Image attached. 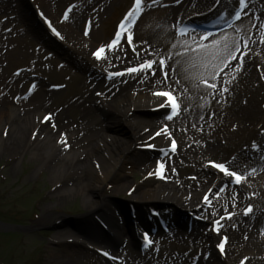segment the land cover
<instances>
[{"label":"bare ground","instance_id":"bare-ground-1","mask_svg":"<svg viewBox=\"0 0 264 264\" xmlns=\"http://www.w3.org/2000/svg\"><path fill=\"white\" fill-rule=\"evenodd\" d=\"M226 1L233 2L234 0ZM54 2V0H49V2L44 3V13L56 16L53 10ZM168 3L169 5L165 10L158 9V6L149 8L147 16L140 25L138 22L141 21L143 14L138 18L133 28L135 32V39L133 40H135L136 51H133V48L129 49L128 47L126 49L118 46L108 52L106 58H102L99 61L91 58L88 61V66L86 63L88 72L89 69L90 72L92 71L90 78H94L99 70L106 74L109 72L119 73L126 71V68L134 67L143 62L144 59H147L143 54L146 52L154 53V51L153 49L144 48L140 41L147 40L148 35L157 33L162 26L171 27L176 20L180 24L196 20L206 21L207 19L215 21L216 18L221 20L226 13L225 6L220 8L222 5H219V7L215 6L214 8L215 0H179V3L168 0ZM247 13L251 14L252 17L264 18V8L259 4L258 0H248ZM103 15L104 11L98 14V21ZM73 17L74 14L70 18L72 19ZM76 18L77 13L72 20ZM96 19L94 18L88 37L80 36L77 33V23L72 22L73 24L62 26L65 42L76 54H86L88 47H90V40L97 41L101 37L102 31L98 24L95 25L98 22ZM251 22L249 21L250 24ZM42 29L33 27V33L44 40ZM261 31L257 21L256 26L252 27L251 31H248L246 35L241 36L242 38L238 40L242 41L248 38L247 49L242 48L245 51V56L239 71L234 70L236 63L232 62V66L225 67L217 80L218 87H227L229 89L227 93L221 95L213 91L211 95H208L203 85L198 88L193 87L196 82L181 84L177 89V93L187 89L186 92L179 96L181 108H187V111H181L172 120L166 119L170 138L162 134L156 136L154 140H149L148 137L152 132L157 129H163V127L157 126L153 119L148 120L135 116L136 112L155 107L160 98L152 93L168 87V85L163 83V78L160 76L159 71L155 75H148L144 72L129 73L127 76L119 77V80L110 79L109 82L105 80L99 81L98 77L89 80L90 82L86 80V88L90 90L89 98H68L71 95L72 98H75L73 97L74 93L71 94V89L66 99L69 100L68 104H61L58 114L54 118L52 116L53 124L42 127H40V123H36L34 118L42 110L45 94L39 90L29 99H19L16 104H13L9 99L10 92L21 91V89L18 84L16 87L9 84L8 88L5 86L2 89V93H0V129H3L6 124H11L5 136L0 135V156L2 152V155H6L9 160L15 161L24 152L29 153L33 156L34 161H41L39 167L49 172L50 181L56 184L60 178L59 181L61 183L58 182V186L54 190V194H56L55 202L58 203L54 207H61L60 205L65 204L67 199H74L79 196L83 201V210L86 212V217L93 215L101 219L112 232V236L107 238L98 229L99 227L96 223L92 221L91 225L95 229L92 239L104 246L100 247L102 250H107L111 255L115 252L117 257L123 258V262L120 264H218L219 261L217 260L221 259V257H219L220 254L217 252L220 251L217 250L216 252L213 249L212 240L222 237L227 238L225 242L226 248L223 253L225 262L228 263L234 259L240 262L247 257L244 260V264L251 262H253L252 264H264V234H261V229H264V215L262 214L264 212V199L261 205H255L251 216H243V209L249 203L253 205L256 196L264 197V163L260 162V160L254 161L252 165L246 162L241 163V160L245 158V153H236L235 150L236 154L231 158L232 164L236 166V164L240 163L244 170L251 167L255 168L256 171L249 175L245 182H242L244 186H242L241 191L232 187H225L223 191L216 193H214L215 190L224 187V184H226L225 178L211 177L208 174L210 173L208 168L205 165H201L203 162H207L210 159L209 157L217 154H219L221 159L223 158L220 153L227 145L223 142L217 143L212 139L219 134L223 140L231 136L232 131L229 129L233 126L235 117L230 114L232 113L230 106L233 105V101L238 100L243 95L251 80L255 79L257 73L253 71L254 68L256 69L257 66H260L263 69L264 67V43L260 42ZM157 36H160V33ZM46 45L56 52L53 54L57 57L65 58L67 63H70L74 68H78L79 72L81 71L83 65L71 62L73 60L68 53L63 52L64 50L61 48L58 50L57 47L49 43ZM141 48L146 49V52L140 51ZM72 49H68V51H73ZM10 50L11 52L7 55V62L13 61L15 55L19 53L22 55V50L20 49L10 47ZM134 62L136 63L134 64ZM129 63L132 65L119 69V67L129 65ZM172 64H174L172 59H168V65ZM112 68L117 71H112ZM179 73H181L180 66ZM178 74L176 72L173 73L176 79ZM137 77L139 78L136 79ZM157 79H160L161 82L157 83ZM225 80L230 81V83L225 84ZM41 83L39 82V84ZM171 83L173 82L170 81ZM197 90L202 91V94L194 95ZM149 91L151 92L150 95ZM97 93H101V95H97ZM108 109L114 110L124 119H127L132 112L130 120H124L131 129L129 137H126L128 139L117 135L112 136L104 132L103 123L98 117L102 112H107ZM241 111L240 109L239 113ZM29 113L33 114L32 117ZM60 116L62 117L60 118ZM53 125L55 131L53 130ZM145 129L148 131H145ZM56 133L60 135L54 140L53 137ZM34 134L36 137L32 141L31 136ZM61 134H63L64 140L68 144L67 148L58 142ZM170 139L175 141L177 148L161 162L167 170L164 173L165 178L162 180L156 179L155 185L152 183V179H147L141 184L130 186L129 188L132 191L129 196L130 200L139 204H162V206H165L163 213L167 210L166 215L163 216L165 219L170 218L171 221L173 219L171 210H175L177 207L185 211H195L196 207L204 209V218L208 220V217H210L211 222L220 220V217L225 214V210L234 212L236 215L232 219L220 220V230L216 234L208 233L207 228L201 229L196 224L189 234H182L183 232H180L178 227L175 226L174 230L167 232L165 238L159 236L164 246L169 243H177V241L184 242L185 240L186 244L188 243L194 247L198 256L187 258L180 253L176 258H169V256L165 257L162 251L158 253L159 255L154 256L150 254L152 248L149 247V253L146 252L147 254L144 257L132 255L133 257L129 256L128 258L131 248L136 246L135 229L131 228L130 223L128 224L118 218L117 210L115 211V209L109 207L112 199L107 195L102 196V192L108 184L114 185L110 195L120 196L125 194V191H129V189L125 188L130 184L128 178L120 172L124 170V164L129 163V167L133 168L132 173L144 174L153 171L154 168V165L146 164L148 159L151 158H137V145L150 143L156 144L160 148L170 147L168 142ZM211 141L213 142L211 143ZM135 154L136 156L134 157L133 155ZM193 163L196 165L194 168L196 177L190 182L191 180L187 179L186 176L181 175L180 169L184 164L190 165ZM125 172L129 171L125 170ZM198 186H202L201 188L204 189L203 192L205 194L208 192L212 195L210 206H204L200 201H197V196L192 194ZM233 191L237 193L235 208L232 207ZM246 193H255L256 196H248ZM47 210L43 207L41 208L42 212ZM58 219H62V217L59 215L52 216V220L57 221ZM139 219L138 217L135 221H139ZM140 221L142 220L140 219ZM142 223H137V227L141 226ZM233 224H235V227H233ZM139 229L140 227L137 230L139 231ZM130 233L131 235L127 237L126 235ZM124 238H129L130 244L125 247L126 250L128 249L127 251H123L124 248L120 246ZM68 240H74V243H77L80 247L86 244H83L84 240L80 237H75L69 231L58 230L54 237L55 243L60 244L54 252L53 261L56 264L60 262L67 264L69 259L79 262L80 250L70 252L65 249L66 245L64 246V243ZM94 242L92 241V243ZM72 252H77L78 254Z\"/></svg>","mask_w":264,"mask_h":264},{"label":"rangeland","instance_id":"rangeland-1","mask_svg":"<svg viewBox=\"0 0 264 264\" xmlns=\"http://www.w3.org/2000/svg\"><path fill=\"white\" fill-rule=\"evenodd\" d=\"M54 1L55 2L53 5V10L56 16H50L46 13L45 14L50 17V21L57 27L58 31L62 33L63 37H61L62 39L58 40V43H61L63 46H67L68 49L72 48L68 47L67 43H65L66 39L62 31V26L70 24L72 22L77 23V33H79L80 36L83 35L84 37H87V35L89 34L85 35L83 31L87 30L88 32V29L94 23V18H97L96 20L98 21V14L104 11L103 17L99 19V21L95 24H98V27L102 31L101 37L97 41L90 40V47H88L86 54H76L73 49V51H63L64 53H68L70 58L73 60L71 62H73L74 64L80 63L81 65H83L80 72L78 68H74L70 63H67V60L65 58L61 59V57H57L55 54H52L53 52H51L50 48H48V45L45 44V42L47 43L48 41L54 43L48 39V34L42 32L44 36L46 35V40L44 41L33 33V27H44V24H42V22L37 19L36 15H34V11L35 9L44 10V3L49 2V0H21L22 4L20 3V0H0V93H2V89L5 86L8 88L9 84L15 85V87L19 85L18 87H20L21 91H11L9 94L10 102L16 104V98H20V100L29 99L31 96L35 95L36 91L38 92L39 90H41L45 94V96L43 101L44 104L41 108L42 110L38 113V118H36L37 122H40V119L43 114H51V117L53 116L54 118L58 114L61 104H68L69 100L66 99L71 89V94L74 93L73 97L75 98H72V95L68 98H89L90 90L89 88H86V80L90 82L89 80L97 78H90L92 71L90 72L89 69L88 72L87 70V66L89 64L88 61L90 60V58H92V51L98 46L107 44L108 39L112 36L114 32L113 30L118 22L117 20H119V18L129 10L131 4L133 3V0ZM258 1L259 4L264 8V0ZM160 4L166 6H158L157 8L165 10L168 7V0L157 1V5ZM70 6L74 7L71 12L69 11L71 13L70 15L73 16L74 14L75 17L77 13V18L75 20H72L74 17L72 19H63L64 12ZM148 10L149 8H146L145 11L142 12L143 16L141 21L138 22L139 25L144 21L145 17L148 14ZM250 18H252V16L251 14H248L247 16H245V19L238 23L237 27L241 29L239 34L236 33V30H230L220 33L218 34V36L209 39L207 40V42L203 43H206L211 46V41L213 39H241V36L246 35V33H248L249 31V21H251ZM176 26L177 24L175 25L173 23L171 27L162 26L161 29L157 31V33H152L148 35V39L143 41V43L142 41H140V44L144 48L153 49L154 51V53L152 52L153 55L151 56L147 55L143 51L142 52L144 53V57H146L147 59H158V56L156 55V53L158 52L159 55H165L166 59H172V63L174 64L179 61L181 73L178 74L177 79H180L183 84H189L191 82L195 83L196 81L191 79V77L195 76L199 69L192 68L189 65L196 61V54H193L191 52H184L182 55H177V53L183 52V49L180 47L182 42L186 41L187 43L191 44V41L193 39L197 41L200 40L197 36V33L196 35H188L187 38L176 37V33L174 31ZM158 33H160V36L156 37ZM132 35L133 39H135V32H132ZM132 42L135 43V40H133ZM173 45H175V47H173ZM121 46L126 48L124 46V43L122 42ZM10 47L22 50V55L19 53L15 55L13 61L10 60L9 62H7V55L9 54V52H11ZM130 48L132 49L133 47ZM167 53H172V57L168 58L166 55ZM135 63L136 62H134V64ZM131 65L132 64L129 63V65H123L119 67V69H124L125 67H129ZM154 66H156V64H154L153 67ZM111 70L117 71L113 68ZM253 71L257 73L255 79L251 80L250 84H248V86L245 88L243 95L239 97L238 100L233 101V105L230 106V111H232V113L230 114H233L232 116L235 117V122H233V125L236 126L235 128H233L232 126L229 129L230 131H232L231 136H229V138H227L226 140H223L222 138H220L219 134L214 136V139H212L217 143L223 142L227 145H224L226 147L220 153L223 158L221 159L219 157V154H217L216 156L209 157L210 159L208 161L219 162L223 160H228L234 154L240 151H247L248 153H250L249 155H252L253 153L250 151V146L253 141H256L257 144L264 147V134H262L260 131V129L264 127V79H262V77H264V67L262 69L260 66H257L256 69L254 68ZM109 73L107 74L108 76ZM107 75H103L102 78H99V81L106 80ZM118 76L119 75H112L110 76V78L116 79L115 77ZM39 79L40 81H38ZM39 82H42V85L39 84ZM107 82L109 81L107 80ZM32 84L34 85V87L31 88L30 86ZM30 88L31 91H29ZM28 91L29 93L27 96L26 92ZM199 93L202 94V91L197 90L194 95H198ZM150 94L151 92L149 93V95ZM240 109L242 111L239 113ZM29 115H31L32 117L33 114L29 113ZM157 115L160 114H150V110L135 113V116L138 118L148 117L156 119ZM62 116H60V118ZM131 117L132 112L128 115V118H126L130 120ZM98 118L103 123V130L104 132H107V134L112 136L117 135L118 137L123 138L129 137L131 129L129 125L124 121L127 119H124L114 110L108 109L107 112H102ZM161 120L163 121V119ZM164 123H166V121ZM45 124L48 126L52 125L53 123L51 121H48L45 122ZM10 125V123L6 124L3 129L1 128L2 130L0 129L1 136H5L4 134L8 132L11 127ZM53 130L55 131V127H53ZM58 136L59 134L56 133L53 137L54 140ZM33 137L35 136L33 135L32 138ZM261 138H263V142H260ZM212 142L213 141H211V143ZM245 146H248V149H246ZM136 154L138 155L137 158H151L148 159L146 164L154 165V162H159L163 160V158H157L154 155L155 153L149 154L148 152H142L138 149ZM136 154L133 156L135 157ZM242 160L244 162H251V160H247V158H244ZM208 161L203 162L201 165H205V167L208 168L210 172L208 174L213 177L216 175L214 172L215 170L208 166ZM40 165L41 161H34L33 156H31V154L29 153L24 152V154L16 158L15 161H11L6 155H2L1 152L0 264H56L53 261L54 252L60 244L58 245L57 243H55L54 237L58 230L61 229L67 232L69 231L75 236H79L82 240L84 238L88 240V235H91L92 237L95 234L94 226L91 225L92 220L89 219V216H84L86 212L83 210L84 204L79 196L74 199H67V202L65 204L60 205L61 207H54L56 204H58L55 202L56 194H54V190L56 189V186H58V182L61 183V181H59L60 178L58 179V182L56 184L50 181L49 172L47 170L42 169V167H39ZM195 166L196 165L194 163L190 165L184 164L183 167L180 169L181 175L186 176L187 179L191 180L190 182H192V180H194V178L196 177V172L194 171ZM123 168L124 170H121L120 172L125 174V177L128 178V181L130 183L125 187L127 188V190L130 189V186H135V184H141V182H144V180H153L155 176V172L153 171H149L144 174L135 172L132 173L133 168L129 167L128 162L124 164ZM125 170H128L129 172H125ZM212 172L214 173L212 174ZM149 173L153 174L149 175ZM226 179L228 180V178ZM152 183L155 185V179L152 181ZM112 187H114L113 184L106 185L102 192V196L107 195L108 197H110L112 199L110 205L113 206L115 209H118L119 211L120 203L118 204L116 198H123L125 196H111L110 193L113 190ZM201 187L202 186H198L192 193L197 196V201H199L201 196L204 194V189H202ZM237 190L240 191L241 189L237 188ZM255 199H257L255 201H257L258 204H262V200L264 199V197L258 195ZM42 207L48 210L46 212H42ZM179 211V208H176L173 211V221H177L176 225L179 226L178 229L184 230V228H182L183 225H179L183 224L182 220L178 221V218L176 217V212ZM69 214L74 215V220L66 221V219L68 218L67 215ZM53 215H59L64 218L59 221L58 226V221L52 220ZM82 216H84V218ZM118 218H120L121 220H125L124 218H122V215L120 216L119 214ZM200 218L201 221H199V223L196 222L198 226H200V228L205 229L206 226L209 225L210 228V224L206 222H210L211 218L208 217V220L206 222L204 221V217L200 216ZM8 223H21L26 225L27 233L4 232L5 234H2L1 231L4 230V227H2L1 225H5ZM65 223L72 224L74 225V227H67ZM147 226L151 227L152 229H156L158 227L157 225L156 227H154L150 223H148ZM98 227V229L103 232V235L105 234L104 236H109L108 230L106 231L102 229V226V228L100 226ZM173 227L174 226H168V228L172 229ZM184 231L182 234H185ZM159 232V229H157V232L155 231V234L151 236H153V238L157 242L155 243L156 248H159V250H161L160 248H162V246L160 245V240L158 238L161 232ZM84 233L88 235L86 236ZM160 236L162 238L166 237L164 235ZM124 239V241L129 240L128 238ZM87 240L85 243L88 244H86V246L81 247L80 245L78 246L77 243H74L72 241H67L64 243V246L66 245L65 249L67 251L71 252L73 250H80L81 252L79 262L69 259V262L67 264H105V260L97 254V250L101 249L100 247L104 246L101 245V243L96 242L94 239L93 241L95 242L93 244L91 241ZM182 240H184V238H182ZM217 241L218 239L212 240L214 250L217 249ZM162 252L165 257L171 256L172 258L177 257L178 254L180 255V253H182L181 255H184L187 258L190 256H198L194 247L188 243L186 244L185 240L184 242L177 241V243L167 244V246H164ZM72 253L78 254L77 252ZM219 256L221 257V259H218L217 261H219V263L221 262L220 264H240V262L236 261V259L227 263L225 262V258H223L221 255ZM252 263L253 262L249 264ZM59 264L64 263L60 262Z\"/></svg>","mask_w":264,"mask_h":264},{"label":"snow or ice","instance_id":"snow-or-ice-1","mask_svg":"<svg viewBox=\"0 0 264 264\" xmlns=\"http://www.w3.org/2000/svg\"><path fill=\"white\" fill-rule=\"evenodd\" d=\"M174 3H179V0H173ZM217 3H219V0H217ZM154 6H160L164 7L166 5L160 4L157 5V0H133V3L129 10L123 15L121 20L118 22L117 30L114 33V38L107 44V45H101L99 48H97L94 52H92V56L97 60H101L102 58H106L105 56V48H107L109 51H112L114 49V46H117L120 42V39L122 35H126L127 42L130 46L133 47V51H136L135 46L132 45L133 35L131 29L133 28V25L135 24L137 18L141 15L142 12L145 11L146 8H152ZM247 6H248V0H235V5L233 10L230 13H227L228 20L225 21V23H228L231 26V23L233 20H241L243 16H247ZM71 11V9L66 10L63 19L68 18V12ZM252 21L250 24L249 31H251L252 27L256 26V22L258 21L259 29L262 31L260 32V42L264 43V18L261 17H252L250 18ZM48 23L47 21H45ZM49 28L52 30V32L59 37L60 33L57 32L55 28L52 27V25L48 24ZM236 33L239 34L241 29L237 27ZM175 33L181 37L189 35V30L184 27L183 25L176 26L174 29ZM85 35L88 34L87 30L84 33ZM209 33L205 32L202 35H200V41H197L193 39L191 41V44L185 42H182L180 47L183 49V52L177 53V55H182L184 52H191L193 54H196V61L194 63H191L189 66L192 68H198L199 71L196 73L195 76L191 77V79L195 80L197 83L193 84V87H199L200 85H203L204 89L207 91L208 95H211L212 92H218L219 94L223 95L224 93H227L229 89L227 87H218L217 80L218 77L221 76V73H223L225 67H231L232 62L236 63L235 71H239L240 66L243 63V57L245 56V51L243 49H247L248 47V38L243 39L242 41H238L237 38H233L231 40L228 39H220L216 40L213 39L211 41V46H209L206 43H203L202 41H205L209 38ZM143 43V42H142ZM175 47V45H173ZM140 51H145L146 49L141 48ZM147 55L151 56L153 53H147ZM156 55L158 56V59H145L142 63L134 66L129 67L126 69L127 73H136V72H144L148 75H155L157 71H159L160 76L163 78V83L165 85H168L167 88L154 91L152 94L156 97H159L160 99L157 101L155 107L157 109H165L164 112V118L167 120H172L174 117H177L181 111L186 112L187 108H181V104L179 101V96L183 94V92H186L187 89H183V91L177 93V89L181 86L182 81L180 79H176L175 75H173L174 72L178 74L180 62L177 61L175 64L168 65V59H166L165 55H159L157 52ZM168 58L172 57V53L166 54ZM156 64V67H153V65ZM167 66V69H166ZM112 75H121V73H109V76ZM264 79V77H262ZM170 81L173 83L170 84ZM157 83H160V79H157ZM225 84L230 83V81L225 80ZM97 95H101V93H97ZM51 114H47L43 117V120L48 121L50 119ZM54 127V125H53ZM236 126L233 125V128ZM145 131H148L145 129ZM261 133L264 134V127L260 129ZM165 135L166 137L170 138V133L168 132L167 125L164 126L163 129H157L155 132H152L148 139L154 140L156 136L159 135ZM35 136V134H34ZM59 143H62L65 148L68 147V144L64 140L63 134H61V138L58 141ZM199 143V141H197ZM142 146L147 148H155V144L145 143ZM246 149H248V146H245ZM176 148L175 141L172 140L170 144V150L174 151ZM161 152H164L165 149H160ZM250 151L253 154L259 155L260 159L264 160V147L257 144L256 141H253L250 146ZM245 157H247V151L245 152ZM246 162V161H245ZM209 164H211V167L214 169H217L220 173L223 174L224 177L230 178L227 180V183L229 185H241L242 182H245L247 180V177L253 173H255L256 169L249 167L247 170H244L240 165L233 166L232 160H223V161H208ZM164 165L160 162H158L157 171L154 173L158 177L164 179L165 177L162 175ZM173 171H175L173 169ZM153 173H149V175H152ZM224 188L221 187L220 191H223ZM236 191H233L232 193V207H236ZM248 196H253L255 193H246ZM203 201L206 203L208 201V197L204 196ZM253 212V205L249 203L247 207L243 209V215L249 216ZM236 213L230 212L225 210V214L220 217V220L224 219H232ZM220 220H213L212 224L214 225L213 231L219 232L220 230ZM233 227H235V224H233ZM261 234H264V229H261ZM143 237V246L145 248H149L153 245V241L150 240L149 234L147 232H144L142 234ZM226 237H222L220 243L217 245V247L220 249L221 254L224 253V243L226 242ZM104 256H110L108 252H102ZM113 260L119 259V257H110ZM244 259H247L245 257ZM240 264H244V260H241Z\"/></svg>","mask_w":264,"mask_h":264},{"label":"water","instance_id":"water-1","mask_svg":"<svg viewBox=\"0 0 264 264\" xmlns=\"http://www.w3.org/2000/svg\"><path fill=\"white\" fill-rule=\"evenodd\" d=\"M155 209L157 208V207H154Z\"/></svg>","mask_w":264,"mask_h":264}]
</instances>
